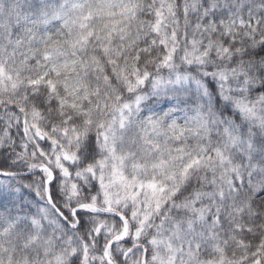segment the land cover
I'll return each instance as SVG.
<instances>
[{
    "label": "snow or ice",
    "instance_id": "snow-or-ice-1",
    "mask_svg": "<svg viewBox=\"0 0 264 264\" xmlns=\"http://www.w3.org/2000/svg\"><path fill=\"white\" fill-rule=\"evenodd\" d=\"M0 264H264V0H0Z\"/></svg>",
    "mask_w": 264,
    "mask_h": 264
}]
</instances>
